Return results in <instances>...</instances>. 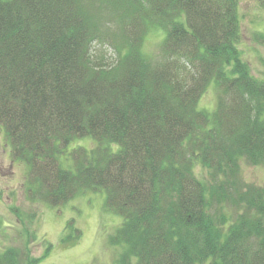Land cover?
Listing matches in <instances>:
<instances>
[{
  "label": "trees",
  "instance_id": "1",
  "mask_svg": "<svg viewBox=\"0 0 264 264\" xmlns=\"http://www.w3.org/2000/svg\"><path fill=\"white\" fill-rule=\"evenodd\" d=\"M152 26L165 32L158 58L142 47ZM240 35L239 0H0L11 155L53 205L105 193L122 217L116 264H264V186L240 177L242 159L264 165V79ZM95 44L115 49L111 63ZM211 85L220 96L200 107ZM85 136L97 145L62 164ZM0 264H19L15 251Z\"/></svg>",
  "mask_w": 264,
  "mask_h": 264
},
{
  "label": "rangeland",
  "instance_id": "2",
  "mask_svg": "<svg viewBox=\"0 0 264 264\" xmlns=\"http://www.w3.org/2000/svg\"><path fill=\"white\" fill-rule=\"evenodd\" d=\"M239 17L241 55L252 73L264 79V0H239ZM164 37L163 29L152 26L142 46L144 54L158 58ZM93 48L107 63L115 58V49L108 44H95ZM218 95V87L209 86L200 107L214 108ZM96 145L91 136L75 138L63 150L60 162H71L73 149L90 151ZM28 170L26 163L13 159L0 128V253L14 250L19 264H116L123 246L113 244L111 237L122 217L106 208L105 193L90 191L65 204L53 205L29 186ZM195 171L210 183L211 174L198 161ZM240 177L246 183L264 186V165L242 159Z\"/></svg>",
  "mask_w": 264,
  "mask_h": 264
}]
</instances>
